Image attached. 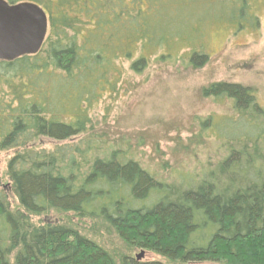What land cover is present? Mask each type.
I'll return each mask as SVG.
<instances>
[{
  "label": "trees",
  "instance_id": "16d2710c",
  "mask_svg": "<svg viewBox=\"0 0 264 264\" xmlns=\"http://www.w3.org/2000/svg\"><path fill=\"white\" fill-rule=\"evenodd\" d=\"M4 1L39 6L49 26L37 55L0 61V153L16 152L7 177L22 210L13 211L0 172V264H117L68 227L32 223L51 212L102 219L127 245L173 262L264 264V108L250 88L203 90L230 100L238 120L227 132L229 157L198 183L164 185L96 132L104 96L126 84L123 62L169 43L171 0ZM227 1L214 0L219 18L258 27L253 0ZM189 62L201 68L208 56L192 52ZM148 63L141 56L129 70L138 75ZM43 138L70 143L35 149Z\"/></svg>",
  "mask_w": 264,
  "mask_h": 264
},
{
  "label": "rangeland",
  "instance_id": "374dc122",
  "mask_svg": "<svg viewBox=\"0 0 264 264\" xmlns=\"http://www.w3.org/2000/svg\"><path fill=\"white\" fill-rule=\"evenodd\" d=\"M252 8L258 27L237 28L226 17L219 18L221 6L214 0H171L169 43L156 50L139 47L133 60L123 62L126 84L114 99L104 96L96 112V132L167 186L198 183L216 171L230 155L227 132L238 115L230 100L206 98L203 90L216 83L241 85L250 88L264 108V0H253ZM192 52L207 55L206 65L192 67ZM141 56L149 63L136 75L129 68ZM69 143L43 138L34 148L52 151ZM15 153H0V172L12 209L18 211L21 208L7 177V163ZM151 202L145 204L151 206ZM31 221L36 226L54 223L68 227L102 248L117 264L122 259L141 264H226L173 262L153 250L127 245L102 219L51 212L33 216Z\"/></svg>",
  "mask_w": 264,
  "mask_h": 264
},
{
  "label": "water",
  "instance_id": "95a60500",
  "mask_svg": "<svg viewBox=\"0 0 264 264\" xmlns=\"http://www.w3.org/2000/svg\"><path fill=\"white\" fill-rule=\"evenodd\" d=\"M48 23L45 11L35 4L11 5L0 0V61L37 55L46 40Z\"/></svg>",
  "mask_w": 264,
  "mask_h": 264
}]
</instances>
